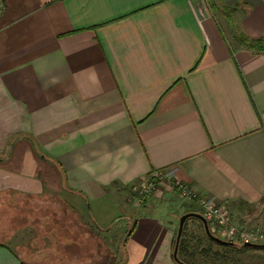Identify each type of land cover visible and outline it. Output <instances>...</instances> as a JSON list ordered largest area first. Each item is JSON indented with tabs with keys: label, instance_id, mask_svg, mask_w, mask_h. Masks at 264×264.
I'll return each mask as SVG.
<instances>
[{
	"label": "crops",
	"instance_id": "obj_1",
	"mask_svg": "<svg viewBox=\"0 0 264 264\" xmlns=\"http://www.w3.org/2000/svg\"><path fill=\"white\" fill-rule=\"evenodd\" d=\"M156 172L264 226V0H0V203L84 216ZM153 195L123 208L122 264H179L201 206ZM17 249L0 242V264H30Z\"/></svg>",
	"mask_w": 264,
	"mask_h": 264
},
{
	"label": "rangeland",
	"instance_id": "obj_2",
	"mask_svg": "<svg viewBox=\"0 0 264 264\" xmlns=\"http://www.w3.org/2000/svg\"><path fill=\"white\" fill-rule=\"evenodd\" d=\"M135 189L127 194V201H120L121 206L111 200L113 197L107 198L103 208L97 202L87 203L83 207L84 216L83 211L68 209L66 203L52 197L38 200L15 196L3 200L0 242L17 247L22 258L35 264H122L124 240L134 224L125 214L124 206L128 209L131 206L128 202L138 203L140 199L143 204L159 191L144 194L142 184L137 186V192ZM27 217H31L30 224ZM44 220L48 222L45 227ZM185 234L190 251L195 253L190 258L195 264H231L235 260L243 264L245 258L254 259L262 253L257 247L243 248L241 243L221 245L210 241L196 217L187 220ZM65 241L73 244L64 246ZM180 256L185 258L183 252Z\"/></svg>",
	"mask_w": 264,
	"mask_h": 264
},
{
	"label": "built area",
	"instance_id": "obj_3",
	"mask_svg": "<svg viewBox=\"0 0 264 264\" xmlns=\"http://www.w3.org/2000/svg\"><path fill=\"white\" fill-rule=\"evenodd\" d=\"M161 187H168L178 193L182 199L195 200L202 209V214L209 222L210 229L216 236L234 243H258L264 244V226L253 228L240 227L234 222V217L229 207L216 205L209 198H198L194 191L184 182L171 179L167 175L156 172L142 182L144 194L155 192ZM141 202V199L138 203Z\"/></svg>",
	"mask_w": 264,
	"mask_h": 264
},
{
	"label": "water",
	"instance_id": "obj_4",
	"mask_svg": "<svg viewBox=\"0 0 264 264\" xmlns=\"http://www.w3.org/2000/svg\"><path fill=\"white\" fill-rule=\"evenodd\" d=\"M190 217H196V218L200 219L203 222V224H204V228H205L206 234L211 239L216 241L217 243L223 244V245H234L235 244L234 242L226 241V240L216 236L215 234H213L211 229H210V225H209L208 220L206 219V217L202 213L190 211V212L184 213L180 217L178 234H177L176 244H175V248H174V258L177 261H179L178 250H179L180 240H181V237H182V234H183V231H184V225H185L186 221ZM243 245L246 246V247H257V248H263L264 247V244L251 243V242H245V243H243Z\"/></svg>",
	"mask_w": 264,
	"mask_h": 264
},
{
	"label": "trees",
	"instance_id": "obj_5",
	"mask_svg": "<svg viewBox=\"0 0 264 264\" xmlns=\"http://www.w3.org/2000/svg\"><path fill=\"white\" fill-rule=\"evenodd\" d=\"M201 213V212H200ZM198 219V218H197ZM198 221H199V223H200V227H201V229H202V231H203V233L206 235V237H208L209 239H210V241H212V242H214V243H216V244H219V243H217L216 241H214L213 239H211L207 234H206V232H205V228H204V224H203V222L200 220V219H198ZM187 222V221H186ZM48 224V223H47ZM47 224L46 225H44V223L42 224V226L43 227H45V226H47ZM133 228H134V226H133ZM132 228V229H133ZM186 223H185V225H184V231H183V234H182V237H181V240H180V244H179V250H178V258H179V261H177L179 264H195L194 262H192L191 261V259L190 258H192L193 259V256H194V252H191L190 251V247H189V239L186 237ZM184 234H185V239H184ZM70 241V240H69ZM69 241H65L66 242V244L64 245V246H70L71 244H73V243H71V242H69ZM236 244V243H235ZM234 244V245H235ZM125 245V244H124ZM221 245H223V244H221ZM243 248H249V247H246V246H244ZM264 248V247H263ZM207 249V248H206ZM205 250V249H204ZM207 250H210V248L209 249H207ZM181 252H183L184 254H185V258H181V256H180V253ZM22 258V257H21ZM23 260H24V262H29L30 264H35V263H33V262H31V261H28V260H26V259H24V257L22 258Z\"/></svg>",
	"mask_w": 264,
	"mask_h": 264
},
{
	"label": "flooded vegetation",
	"instance_id": "obj_6",
	"mask_svg": "<svg viewBox=\"0 0 264 264\" xmlns=\"http://www.w3.org/2000/svg\"><path fill=\"white\" fill-rule=\"evenodd\" d=\"M45 223V222H44Z\"/></svg>",
	"mask_w": 264,
	"mask_h": 264
}]
</instances>
